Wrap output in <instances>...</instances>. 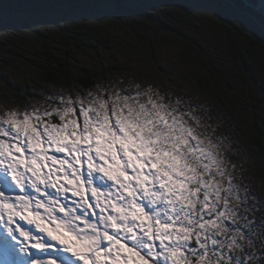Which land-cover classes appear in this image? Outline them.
Masks as SVG:
<instances>
[{"label":"snow or ice","instance_id":"1","mask_svg":"<svg viewBox=\"0 0 264 264\" xmlns=\"http://www.w3.org/2000/svg\"><path fill=\"white\" fill-rule=\"evenodd\" d=\"M54 2L4 0L0 20L80 17ZM224 15L264 35V0ZM72 91L0 117V264H264V217L208 106L139 82Z\"/></svg>","mask_w":264,"mask_h":264},{"label":"trees","instance_id":"2","mask_svg":"<svg viewBox=\"0 0 264 264\" xmlns=\"http://www.w3.org/2000/svg\"><path fill=\"white\" fill-rule=\"evenodd\" d=\"M110 2L114 5L116 3L119 5L121 2L126 6V8L120 5L119 8L117 7L120 15L119 19H123V16L127 18L126 23L123 26L120 25L122 28L125 26V29L122 30H128L131 34V38L129 41L127 40V43L135 47L133 51L131 50L123 54L126 61L129 58L137 59L140 57L141 59H138L144 62V57H148L149 59H145V62H150L152 65L155 64L154 66H157L156 71L159 72L158 69L161 66L159 57L161 56V52L163 49L168 50L170 48V50H173L178 55V58L181 56L182 58L180 59L188 62V66H197L204 73V78L197 82V85L202 87V91L209 94L210 97L218 98L217 100H220L219 104L222 105L223 109L227 106H236L234 99H226L220 93L219 95L217 94L220 87L224 89L222 87L224 84L228 86L232 82L234 83L235 78L239 76H225L228 84L222 81L223 76L216 74L218 70L215 65L209 64L203 59L204 54L201 52V48H199L202 47V44L196 43L194 45L189 42V39H193L189 35L193 31L191 26L188 28L189 31H177L175 34L176 38L170 34L176 32V29L174 26H171V22L166 17L162 16L164 13H161L159 8L162 5L169 8L173 6L180 7L179 0H163V2L160 0H98V5L96 6H94L95 0H55L54 3L48 6L68 9L73 14L80 15V17L60 20L48 25H38L35 32L31 29L13 28L9 25L7 19L5 22L0 20V83H3L0 86V92L4 93L5 96L12 95L14 102L19 107H24L27 102L28 90H30L32 84L36 86V89L41 84H45L59 89L61 87L73 89L72 92L76 88L78 89V87L92 89L97 86L99 75L79 70L77 62H80V59H84V57H89L87 56L88 54H92L98 60H101L99 57H102V51L108 48V50H111L110 44L113 41L111 40L110 42L111 34L108 32V29L97 30L93 26L89 27V25H92L93 20L100 17L101 4L106 5ZM197 2H202L209 14L212 13L221 20H229L228 16L224 15L225 9L233 6L236 0H197ZM3 3L4 0H0V5ZM5 6L7 7V5ZM213 15L212 17H214ZM65 18L72 17L68 16ZM218 18V28H221V26L224 28H221V32L225 37L223 39L224 43L227 44V47L235 54L237 59L242 61V55L253 51L260 57L264 67V40H262L264 39V35L259 36L255 31L251 33L239 30L241 29L239 23L233 26ZM249 30L251 31V29ZM103 33L104 35L101 36ZM165 38H173L176 41L164 42L163 39ZM190 45L195 48L197 47V55L191 49L192 47H189ZM57 46H60V49ZM104 54H107V51ZM134 55L137 57L133 58ZM13 61L15 62L14 68L11 66ZM101 64L105 66L103 62ZM244 65L241 68L243 69V77H246L245 80L247 81L249 80L247 77L248 73L244 70ZM30 70L32 71L31 75L33 79L30 82H26V85H24L26 88L18 85L12 86L14 85L13 82L15 84L19 83L23 75ZM116 70L119 69L109 68L105 69L103 73L109 74ZM137 74L142 78L139 83L143 85L144 71H142V74L138 71ZM210 83L211 86L209 85ZM182 86V83L178 84L181 94L187 93ZM210 87H212L211 90L213 91L209 90ZM22 90L25 91V95L22 93ZM0 102H3V98ZM228 102L232 106H229ZM246 114L247 112L243 110L240 113V117L242 121L248 123L250 121L252 123V125L246 126L248 127L251 145L255 147L257 154L261 158H264L263 118L261 114H257L255 111H251L249 116Z\"/></svg>","mask_w":264,"mask_h":264},{"label":"rangeland","instance_id":"3","mask_svg":"<svg viewBox=\"0 0 264 264\" xmlns=\"http://www.w3.org/2000/svg\"><path fill=\"white\" fill-rule=\"evenodd\" d=\"M163 2V0H160ZM211 1V0H210ZM257 3L256 0H252ZM197 2V0H179L180 7H165L162 5L159 9L161 13H164V17L171 22V26H174L176 32L170 33L172 37L175 36L177 31H189L191 26L193 31L191 35L193 39H189V42L201 43V52L204 54L203 59L209 64H214L218 72L216 74L223 76L222 81L228 84L225 76L235 75L239 76L235 78L234 83L220 87L217 95L224 96L226 99H234L235 105L233 107L222 108L219 101L215 97H210L209 94L202 91V87L197 85V82L204 78L203 72L197 68V66H188L189 63L183 61L181 56L173 52V50H162L159 57L160 69L157 72V66L150 64V62L140 61V59L129 58L128 61L124 58L123 54L128 51H133L135 47L127 42L131 38V34L122 28L126 23L127 18L123 16L120 18L118 11L113 10L112 3L100 6V17L93 20L89 27H94L97 30L108 29L110 32V48L107 54L103 53L102 57H95L92 54H88L89 57H84L77 62V68L84 72H92L98 74L99 81L97 85H116L119 84L120 88L126 87L129 83L139 82L142 80L137 72L144 71V84H150L153 87L159 89L161 92L170 93L173 97H190L197 104L206 105L209 108L210 115L212 117V123L219 125V131L224 135L231 138L236 155L233 158L237 164L238 171L234 174L238 182L247 185L251 197L255 199L250 200V203L257 205V211H255L256 222L259 223L261 218L264 217V158H261L255 147L251 145V139L248 136V127L252 125L249 121L244 122L240 117V113L245 110L247 116L251 111H255L257 114H261L264 122V67L262 65L260 57L256 52L249 51V53L242 55V61L238 60L234 53L230 51L227 44L224 43L225 37L221 32V28H218V20L212 17V14L208 13L204 4ZM214 5V3H213ZM215 6V5H214ZM130 7V6H129ZM110 8V9H108ZM214 8V7H213ZM210 12V11H209ZM110 14V15H109ZM130 20V19H129ZM122 25V26H120ZM88 27V28H89ZM224 29V28H223ZM153 31V30H152ZM104 33L101 35L103 36ZM128 40V41H127ZM164 42L176 41L175 39L165 38ZM132 41V39H131ZM223 41V42H222ZM135 44V43H134ZM226 44V45H225ZM197 55V47L189 46ZM60 49V46H57ZM170 50V51H169ZM117 51V52H116ZM124 51V52H123ZM116 53V54H115ZM137 57L136 55L133 58ZM82 58V57H81ZM101 62L105 66H102ZM245 64V65H244ZM35 65V63H34ZM242 65L245 66L247 77L249 80H245L243 77ZM12 68L15 66V62L11 63ZM119 69L112 73H103L105 69ZM167 71V72H165ZM32 71H27L25 75L20 79L19 83H14L12 86H20L26 88V82H30L33 79L31 75ZM168 74V75H164ZM122 81V83H121ZM183 84V89L187 93L181 94L178 89V84ZM3 83H0V86ZM211 86V83L209 84ZM35 85H31L28 90L27 102L24 107H19L14 102L12 95L5 96L0 92V100L3 98V102H0V117L4 116L6 109H16L21 112L27 107L31 110L33 107L39 109H45L48 107L47 97L53 93L60 92L61 89L51 87L45 84H41L39 88H35ZM209 87V86H208ZM97 86L92 89H84L82 87L76 88L71 94L73 96L79 94H86L89 90L95 91ZM210 87L209 90H211ZM30 91V92H29ZM213 91V90H211ZM7 93V92H6ZM25 95V91L22 90ZM67 94V92L65 93ZM211 94V92H210ZM213 103H212V102ZM230 106V102H228ZM232 106V105H231ZM251 109V111H250ZM239 114V115H238ZM244 120V119H243ZM227 155V153H225ZM242 177V180L240 178ZM243 214V213H242ZM246 251L251 252L253 249L248 246L247 242H244ZM257 247H259V241H257ZM242 255V253H241Z\"/></svg>","mask_w":264,"mask_h":264},{"label":"flooded vegetation","instance_id":"4","mask_svg":"<svg viewBox=\"0 0 264 264\" xmlns=\"http://www.w3.org/2000/svg\"><path fill=\"white\" fill-rule=\"evenodd\" d=\"M97 1H98V0H95L94 6L98 5V4H97ZM120 1H123V0H120ZM124 3L127 4V2H125V1H124ZM101 5H105V4H101ZM112 5H113V7H114L113 10H115V11L117 10V7L119 8V5H120V6H124L121 2L119 3V5H118L117 3H116V5H114V4H112ZM124 7L126 8V6H124ZM108 9H110V8H108Z\"/></svg>","mask_w":264,"mask_h":264},{"label":"water","instance_id":"5","mask_svg":"<svg viewBox=\"0 0 264 264\" xmlns=\"http://www.w3.org/2000/svg\"><path fill=\"white\" fill-rule=\"evenodd\" d=\"M256 1L257 3H254L252 0H248L249 3L257 4V5H259L262 2V0H256Z\"/></svg>","mask_w":264,"mask_h":264}]
</instances>
